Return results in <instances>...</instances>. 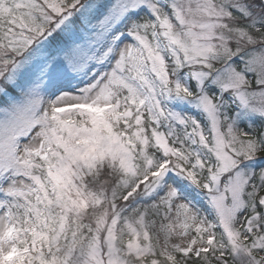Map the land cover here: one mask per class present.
<instances>
[{"label":"snow or ice","instance_id":"snow-or-ice-1","mask_svg":"<svg viewBox=\"0 0 264 264\" xmlns=\"http://www.w3.org/2000/svg\"><path fill=\"white\" fill-rule=\"evenodd\" d=\"M0 264H264V0H0Z\"/></svg>","mask_w":264,"mask_h":264}]
</instances>
